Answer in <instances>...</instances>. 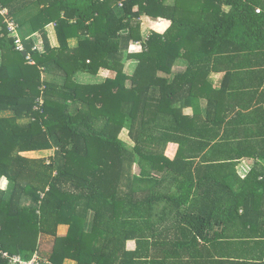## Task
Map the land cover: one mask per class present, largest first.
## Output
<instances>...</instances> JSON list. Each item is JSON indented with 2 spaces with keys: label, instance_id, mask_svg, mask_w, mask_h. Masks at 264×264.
<instances>
[{
  "label": "trees",
  "instance_id": "1",
  "mask_svg": "<svg viewBox=\"0 0 264 264\" xmlns=\"http://www.w3.org/2000/svg\"><path fill=\"white\" fill-rule=\"evenodd\" d=\"M0 2L41 42L21 38L27 59L0 16V110L12 111L0 115L2 249L25 259L36 251L50 264H158L162 230L207 241L214 224L233 221L242 204H211L225 195L214 186L264 184L257 162L243 178L235 170L264 140L217 135L229 110L209 82L222 55L233 69L232 51L264 50V0ZM141 16L155 21L146 36ZM104 71L102 80L77 78ZM226 147L228 158L219 156ZM47 150V158L27 156ZM214 211L222 217L212 219ZM170 214L178 218L171 225ZM42 235L53 239L46 256Z\"/></svg>",
  "mask_w": 264,
  "mask_h": 264
},
{
  "label": "crops",
  "instance_id": "2",
  "mask_svg": "<svg viewBox=\"0 0 264 264\" xmlns=\"http://www.w3.org/2000/svg\"><path fill=\"white\" fill-rule=\"evenodd\" d=\"M149 21L148 30L155 22L152 18L144 16ZM141 28V27H140ZM20 38L32 37L36 45H41L37 33H32L30 25L17 27ZM48 39L52 45L57 44L53 24L46 26ZM149 31L142 36L147 35ZM73 41V40H71ZM231 54L237 59V66L230 68L229 53L222 55L218 62V71L210 73L211 96L218 102V107L229 112L225 113L220 125L218 136L227 133L228 137L235 134L244 135L248 140H264V50L250 52L239 50ZM212 103H214L212 101ZM207 100L200 98L198 107L203 115ZM183 113L192 114V107H185ZM240 119V120H239ZM218 137V138H219ZM218 155L228 158L231 151ZM264 145L252 151L256 154L242 157L236 164L235 170L239 177H245L254 165L259 163L264 168ZM35 153L31 152L30 154ZM227 160V159H226ZM222 197H211L215 200L211 204L238 208L237 215L226 218L225 224H214L206 235L211 239L204 241L195 231L181 228L162 230L160 241L155 244L153 252L159 254L158 264H264V184H219L214 186ZM189 202H185L187 206ZM193 215H198V204H193ZM217 211V210H216ZM212 215L222 217V215ZM213 213V210L210 211ZM207 214H205L206 216ZM216 217V218H217ZM224 218V217H223ZM178 219L173 214L166 218L171 225ZM218 219V218H217ZM164 226L162 225V228ZM57 233L63 235L67 225H58ZM60 229V230H59ZM62 264H76L72 259H64Z\"/></svg>",
  "mask_w": 264,
  "mask_h": 264
},
{
  "label": "built area",
  "instance_id": "3",
  "mask_svg": "<svg viewBox=\"0 0 264 264\" xmlns=\"http://www.w3.org/2000/svg\"><path fill=\"white\" fill-rule=\"evenodd\" d=\"M119 6L122 5V2H119ZM0 16L3 18V21L6 23L9 34L15 40V49L18 51H23V46L21 43V38L18 34V29L16 23L8 17V9L4 7L0 2ZM26 58L29 59V55L26 53ZM0 258L6 260L7 264H41L43 263L50 264L46 259H41L39 254L35 251L29 258H22L19 254H11L6 250L2 249L0 246Z\"/></svg>",
  "mask_w": 264,
  "mask_h": 264
},
{
  "label": "rangeland",
  "instance_id": "4",
  "mask_svg": "<svg viewBox=\"0 0 264 264\" xmlns=\"http://www.w3.org/2000/svg\"><path fill=\"white\" fill-rule=\"evenodd\" d=\"M149 21H147L144 16H141L140 17V32H141V35L142 33L145 34L147 31H149L148 29V26H149ZM149 33V32H148ZM146 36V35H144ZM73 42V41H71ZM24 51V50H23ZM125 55V52L122 53V56ZM131 66V65H130ZM132 67L129 69L131 70ZM107 72H101L100 74H97V76L95 77H88L89 75H80L78 76L77 78L79 80H92V81H98V80H102L104 79V77L106 76ZM12 114V111L11 110H4V109H1L0 110V115L1 116H8ZM24 121H26V119H23ZM121 137L124 138L125 140H127L126 138V135L125 133H122L121 134ZM53 153L52 150H47V151H39V152H35V153H32V154H27V156H31V157H44V158H47L49 155H51ZM134 172H137L138 171V168L135 166L134 169H133ZM0 183H2L4 185V181L3 180H0ZM58 228V227H57ZM58 230V229H57ZM60 230V229H59ZM52 237L50 236H40L39 238V247H38V250L40 252V254H43L44 256H46L48 253H49V249H50V246H51V243H52Z\"/></svg>",
  "mask_w": 264,
  "mask_h": 264
},
{
  "label": "clouds",
  "instance_id": "5",
  "mask_svg": "<svg viewBox=\"0 0 264 264\" xmlns=\"http://www.w3.org/2000/svg\"><path fill=\"white\" fill-rule=\"evenodd\" d=\"M225 10H227V9H225ZM257 12H259L260 11V9H257L256 10ZM3 186V184L2 183H0V187H2Z\"/></svg>",
  "mask_w": 264,
  "mask_h": 264
},
{
  "label": "water",
  "instance_id": "6",
  "mask_svg": "<svg viewBox=\"0 0 264 264\" xmlns=\"http://www.w3.org/2000/svg\"><path fill=\"white\" fill-rule=\"evenodd\" d=\"M21 54H22L23 56H25V55H26V52H25V51H22Z\"/></svg>",
  "mask_w": 264,
  "mask_h": 264
}]
</instances>
